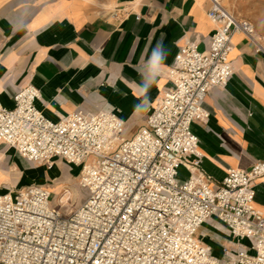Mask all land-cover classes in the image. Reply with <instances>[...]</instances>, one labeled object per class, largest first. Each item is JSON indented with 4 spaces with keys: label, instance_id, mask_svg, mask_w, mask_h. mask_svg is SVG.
Masks as SVG:
<instances>
[{
    "label": "built area",
    "instance_id": "obj_1",
    "mask_svg": "<svg viewBox=\"0 0 264 264\" xmlns=\"http://www.w3.org/2000/svg\"><path fill=\"white\" fill-rule=\"evenodd\" d=\"M209 1L216 28L207 50L189 40L180 47L166 72L171 86L130 139L113 112L48 118L32 84L15 92L13 108L0 103V142L48 169L56 158L80 167L79 186L88 191L67 216L41 186L0 194V264H264V216L253 205L264 160L228 169L213 186L191 129L209 117L202 105L208 91L232 75L233 35L254 40L250 22L222 0ZM181 166L196 174L178 180ZM212 218L235 252L221 245L216 256L197 237Z\"/></svg>",
    "mask_w": 264,
    "mask_h": 264
},
{
    "label": "crops",
    "instance_id": "obj_2",
    "mask_svg": "<svg viewBox=\"0 0 264 264\" xmlns=\"http://www.w3.org/2000/svg\"><path fill=\"white\" fill-rule=\"evenodd\" d=\"M111 1L100 10L89 0H0L1 105L13 108L15 92L32 84L40 94L35 104L48 118L109 111L124 121L121 136L132 138L171 86L166 72L180 47L189 40L207 50L216 25L207 17L209 0ZM229 59L230 79L202 103L209 117L191 125L213 186L228 169L264 160V49L238 32ZM63 162L56 158L47 170L0 142V194L55 182ZM189 173L196 174L181 166L178 180ZM253 183V205L264 216V176ZM57 187L63 192L61 184L50 189ZM223 232L214 218L198 231L216 256L229 240Z\"/></svg>",
    "mask_w": 264,
    "mask_h": 264
},
{
    "label": "rangeland",
    "instance_id": "obj_3",
    "mask_svg": "<svg viewBox=\"0 0 264 264\" xmlns=\"http://www.w3.org/2000/svg\"><path fill=\"white\" fill-rule=\"evenodd\" d=\"M93 2L95 7H98L100 10L107 8L110 5L111 0H89ZM224 6L237 18L240 20H246L250 22L254 27L253 38L256 42L264 49V0H223ZM60 162V161H59ZM63 164H65L63 162ZM62 166V165H61ZM45 167V166H44ZM47 168V167H45ZM59 165L55 164L53 169H58ZM49 170V169H47ZM51 170V169H50ZM79 170L80 167L74 168L71 170V166L66 165L62 167V170L59 172L61 175L55 182L49 180L48 183L44 186L52 194V206L56 208L62 215L67 216L72 212L87 196V189H83L79 186ZM62 185L63 192L61 197L54 196L51 187ZM44 187V188H45ZM212 225V223H211ZM205 227V226H204ZM209 231H212L216 228H210L209 226L205 227ZM199 231V230H198ZM202 234L197 232V237H201ZM224 237H227V233L223 232ZM229 239L228 237L226 240ZM206 247H209V250H212L209 242H204ZM224 245H228L231 251L235 252L236 248L232 242L227 240L222 242Z\"/></svg>",
    "mask_w": 264,
    "mask_h": 264
},
{
    "label": "bare ground",
    "instance_id": "obj_4",
    "mask_svg": "<svg viewBox=\"0 0 264 264\" xmlns=\"http://www.w3.org/2000/svg\"><path fill=\"white\" fill-rule=\"evenodd\" d=\"M222 3H223V0H222ZM61 192H62L61 191V188L60 187H57L56 188V191L54 192V196H60L61 197V195H62Z\"/></svg>",
    "mask_w": 264,
    "mask_h": 264
}]
</instances>
